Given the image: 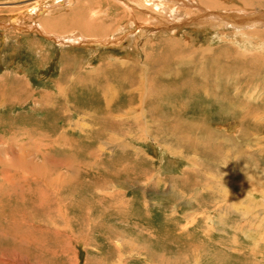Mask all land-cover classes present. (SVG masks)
Masks as SVG:
<instances>
[{
	"label": "rangeland",
	"instance_id": "obj_1",
	"mask_svg": "<svg viewBox=\"0 0 264 264\" xmlns=\"http://www.w3.org/2000/svg\"><path fill=\"white\" fill-rule=\"evenodd\" d=\"M50 1L0 0V264H264V0H181L176 27L134 0ZM211 132L257 188L215 174Z\"/></svg>",
	"mask_w": 264,
	"mask_h": 264
},
{
	"label": "bare ground",
	"instance_id": "obj_2",
	"mask_svg": "<svg viewBox=\"0 0 264 264\" xmlns=\"http://www.w3.org/2000/svg\"><path fill=\"white\" fill-rule=\"evenodd\" d=\"M55 2L57 1V0H54ZM53 0L52 1H50V2H48V3H50V4H52V2H54ZM130 0H128V2H129ZM137 4H138V7H140V8H143L144 10H148V12L149 11H153V12H156V13H159V14H163L164 15V21H160L159 19L161 18L160 16H155V15H153L154 16V18L156 17L159 21L158 22H156V24H158V25H166V23H172L171 25H172V27H176L177 25H178V23H177V21H181V19H184V21L186 20V18H185V16H186V13H187V10H186V8H185V10L183 9V10H179V7H181V6H183L182 5V3L185 5V4H187L188 3V1L185 3V2H182V3H180L181 2V0H167L168 2H171V6H169V7H167V5H168V3H162V1H166V0H134ZM125 2V1H124ZM190 2V1H189ZM199 2L204 6V5H206V7L208 6V7H217V6H212V5H209V4H206V3H204L202 0H199ZM62 3V2H61ZM68 3V2H67ZM160 3H162V4H160ZM47 4V3H46ZM125 4V3H124ZM195 4V3H194ZM62 5V4H61ZM193 5V4H192ZM188 6V5H187ZM191 6V5H190ZM58 7V6H57ZM61 7V6H60ZM167 7V8H166ZM203 8V7H201V6H198V8L200 9V8H203V9H207V8ZM55 8V7H54ZM226 9V8H225ZM51 10H52V8L51 7H48V8H40V7H38V8H34V9H32L31 10V12L32 13H35V14H37V16H38V19L39 18H48L49 16H50V14H51ZM129 11V10H128ZM127 10L125 11L126 13L128 12ZM201 11H202V9H201ZM210 11V10H209ZM210 12H212V11H210ZM129 13V12H128ZM151 13V12H150ZM190 13L191 12H188V16L190 15ZM196 13V12H195ZM207 13V12H206ZM31 14V13H30ZM130 14V13H129ZM135 14V13H134ZM138 14V13H137ZM191 14H193V13H191ZM197 14V13H196ZM212 14H217V13H212ZM254 14V13H253ZM208 15H210V13L208 14ZM207 15V16H208ZM239 15V14H238ZM242 15V14H241ZM240 15V16H241ZM263 15V14H262ZM40 16V17H39ZM127 16V19H128V15H126ZM150 16H151V14H150ZM219 16V15H218ZM258 16H260V15H258ZM20 17V16H19ZM19 17H9V18H11L10 20H7V22L9 21L10 22V24L9 25H7V24H5V26L7 27V26H12V24L13 23H15V24H18V25H16V26H14L15 28H16V30H19L20 28L19 27H17V26H26L25 24H27V22L29 23V22H33V20H28V19H24V18H19ZM202 17H203V15L201 14V13H198L197 15H194V16H191L190 17V20H188V22L190 23V22H196V25L200 28V27H202L203 29L204 28H207V27H205V26H208V25H210L211 27H213L214 28V26H217V24L216 23H221V24H224V23H226V22H228V21H231V24H234V23H237V21L234 19V17H232V20L231 19H229V17H223L221 20H218V19H215V20H213V19H211V20H209V19H206V21L204 20H202ZM260 17H262V16H260ZM264 17V16H263ZM238 18H239V16H238ZM246 18V17H245ZM126 19V20H127ZM189 19V18H188ZM205 19V18H204ZM236 19H237V17H236ZM264 19V18H263ZM28 20V21H27ZM122 20H123V18H120L118 21H119V25L121 24V22H122ZM135 20L136 21H134V23L132 22V24H133V26H132V24L131 25H129L128 26V28H127V30H126V32L125 31H123V33L124 34H121L120 33V35L118 34V36H119V39L117 40L116 38L118 37V36H116V37H114V39H116V41L118 42V41H122V40H124V39H128V38H132L133 36H135L134 38H136V37H138V36H136L135 34H134V27L137 25V22L139 21L138 19H136L135 18ZM201 20V21H200ZM260 20L261 19H259V21L257 22V23H254L253 22V24L254 25H260L261 24V22L263 21L264 22V20H261V22H260ZM176 21V22H175ZM187 21V20H186ZM246 21V20H245ZM255 21V20H254ZM13 22V23H12ZM36 22H38V23H40L41 24V26L42 27H46L45 26V23H44V21H43V19L42 20H40L39 19V21H37L36 20ZM164 22V23H163ZM206 22V23H205ZM209 22V23H208ZM239 22V21H238ZM250 22V21H249ZM34 23V22H33ZM153 23V22H152ZM1 25H2V23H0ZM139 24V23H138ZM180 24H182L181 22H180ZM183 24H184V22H183ZM239 25H240V23H238ZM237 24V25H238ZM230 25V24H229ZM238 25V26H239ZM251 25V24H250ZM250 25H248V27L250 26ZM29 26H30V24H29ZM154 26V25H153ZM196 26V27H197ZM219 26H221V25H219ZM218 26V27H219ZM261 26V25H260ZM37 27H39V26H37ZM167 27V26H166ZM243 27H245V26H243ZM252 27H254L253 25H252ZM263 27V26H262ZM41 28V27H40ZM126 28V27H125ZM258 28V27H257ZM33 29V28H32ZM230 29V28H229ZM39 30V29H38ZM45 30H47L46 28H45ZM166 30V29H165ZM217 30V29H216ZM223 30H225V29H223ZM238 30V29H237ZM240 30V29H239ZM177 31V30H176ZM40 32H41V30H40ZM49 32H51V30L49 31ZM116 32V31H115ZM171 32V31H170ZM169 32V33H170ZM172 33V32H171ZM177 33H178V31H177ZM55 34H60V33H58V32H56ZM159 34V33H158ZM140 35H142V34H140ZM173 35H175V34H173ZM132 36V37H131ZM147 36H149V35H147ZM150 36H152V35H150ZM154 36V35H153ZM152 36V37H153ZM156 36H157V34H156ZM160 36H162V35H160ZM159 36V37H160ZM56 38H58V37H56ZM140 38V37H139ZM158 38V37H157ZM137 39V38H136ZM156 39V38H155ZM62 40V39H61ZM69 43L70 42H72V43H75V42H80V41H83V36H74V35H71L70 36V38H68L67 37V39H66ZM114 42H116L115 40H113ZM136 41V40H135ZM103 42V41H102ZM71 44V43H70ZM119 44V43H118ZM131 44H132V42H131ZM66 49V48H65ZM138 49V48H137ZM221 57V56H220ZM205 72H207V71H205ZM156 74V73H155ZM164 75V74H163ZM162 75V76H163ZM204 76V75H203ZM164 77H165V75H164ZM202 77V76H201ZM211 77V76H210ZM205 78V77H204ZM202 80V79H201ZM205 84H206V81L204 82ZM208 84V83H207ZM215 84V83H214ZM211 85V84H210ZM202 89V88H201ZM213 91V90H212ZM211 91V92H212ZM196 94V93H195ZM210 94V93H209ZM213 94L215 95V93H214V91H213ZM204 96V95H203ZM202 96V97H203ZM209 99V98H208ZM201 101V100H200ZM209 101V100H208ZM215 101V100H214ZM202 102V101H201ZM213 102V101H212ZM218 103V102H217ZM219 103H222V102H219ZM204 104V103H203ZM239 110V109H238ZM259 110V109H258ZM254 112V111H253ZM255 112H256V110H255ZM199 113V112H198ZM249 113V112H248ZM242 114V113H241ZM242 117V116H241ZM256 117V116H255ZM245 118H248L247 116H245ZM250 119H252L251 117H250ZM259 119V118H258ZM258 119H257V121H258ZM256 120V119H255ZM260 120V119H259ZM240 121V120H239ZM253 121V120H252ZM242 123L240 124V127H238V129L237 130H235V134H236V136L234 137V138H238L237 136H241L242 137V139L241 140H243L242 142H249V141H251V138H252V136L251 135H254V133H250V132H248L247 130L245 131L244 130V124H245V121H244V118H243V120L241 121ZM259 122V121H258ZM204 123V122H203ZM250 123V122H249ZM261 123V122H260ZM205 124V123H204ZM247 124V123H246ZM263 125H262V128L264 129V123H262ZM252 125V124H251ZM259 126H260V124H258ZM204 126V125H203ZM206 127V129H207V126H205ZM249 127V126H248ZM256 127L257 126H255V129H256ZM194 128V127H193ZM196 128V127H195ZM247 128V127H246ZM249 128H251V127H249ZM254 128V127H253ZM202 129V128H201ZM205 129V128H204ZM202 131V130H201ZM204 131V130H203ZM220 131H223V132H221V133H224L225 135H224V144H230V141H232V138L230 139L228 136H231V134L230 135H228V134H226V131L227 130H225V129H220ZM250 131H252L253 132V130H250ZM257 132H259L258 130H256ZM206 132V131H205ZM208 132H209V130H208ZM197 133V132H196ZM221 133H219L218 132V134H221ZM249 134V135H246V134ZM207 134V133H206ZM210 136L212 137V141H214L215 143H214V147H212V149H213V159H212V164H214V166L212 165V167H213V169L215 170V169H217V170H215L214 172H216L215 174H218V175H220V176H222L224 179H226L227 180V178H229L230 180H227L228 182V184H230V186H228L229 187V189L230 190H233L232 188L234 187V186H232V185H236V184H241V186H243V188L245 187V186H249L250 188L252 187V185L251 184H253V186H256V188L258 187V185H257V183H256V181H259V178H257L256 177V175L255 174H253V172L252 171H250L248 168H246V166H243V167H241V163H240V157L239 156H236V158H235V160H234V164H232V166L230 165V162H229V160H228V158H229V153H227V150L225 151L226 153H224V151H223V153H222V148L220 147L221 145H218L217 144V135H216V133L215 132H211L210 133ZM226 136V137H225ZM234 136V135H233ZM258 136V135H257ZM202 137V136H201ZM204 138H205V136H204ZM233 138V139H234ZM189 139V138H188ZM256 139V138H255ZM205 139H203V141H204ZM259 140V139H258ZM202 141V142H203ZM210 141V140H209ZM219 141H221L220 139H219ZM234 141V140H233ZM194 142V141H193ZM235 142V141H234ZM233 142V143H234ZM209 142H207L206 144H208ZM210 143H212V142H210ZM210 143H209V145H210ZM246 143H244L245 145H246ZM254 143H255V141H254ZM202 144V143H201ZM203 144H204V142H203ZM237 144V143H236ZM196 145V144H195ZM248 145V144H247ZM208 146V145H207ZM233 146H234V144H233ZM249 146V145H248ZM211 147V146H210ZM237 147H239V145H237ZM236 147V148H237ZM197 148V147H196ZM201 148V147H200ZM200 148H198V150L200 149ZM234 148H235V146H234ZM235 148V149H236ZM197 150V149H196ZM263 152V151H262ZM205 155V154H204ZM218 155H219V157H218ZM211 156V155H210ZM211 160V159H210ZM211 166V165H210ZM234 172V173H233ZM252 179L253 180H255V182H253L252 181ZM220 182V181H219ZM224 182V181H223ZM235 184H234V183ZM260 182V181H259ZM263 183H264V181H262ZM233 183V184H232ZM53 184V183H52ZM261 186V185H260ZM225 187V186H224ZM225 188H227V187H225ZM255 188V187H254ZM263 188H264V185L262 186V190H263ZM236 189V188H235ZM234 189V190H235ZM226 190V189H225ZM237 190V189H236ZM222 194H223V190H222V192H221ZM227 193H228V191H227ZM234 193V192H233ZM230 195V194H229ZM223 196V195H222ZM226 196H228V194H226Z\"/></svg>",
	"mask_w": 264,
	"mask_h": 264
},
{
	"label": "crops",
	"instance_id": "obj_3",
	"mask_svg": "<svg viewBox=\"0 0 264 264\" xmlns=\"http://www.w3.org/2000/svg\"><path fill=\"white\" fill-rule=\"evenodd\" d=\"M8 24H10L9 22H7ZM25 25H28V24H25Z\"/></svg>",
	"mask_w": 264,
	"mask_h": 264
}]
</instances>
